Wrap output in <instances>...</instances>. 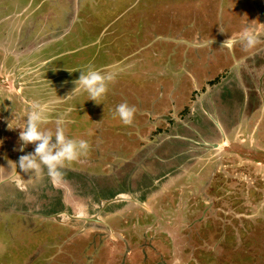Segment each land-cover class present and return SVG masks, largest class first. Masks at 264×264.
Here are the masks:
<instances>
[{
  "label": "rangeland",
  "instance_id": "obj_1",
  "mask_svg": "<svg viewBox=\"0 0 264 264\" xmlns=\"http://www.w3.org/2000/svg\"><path fill=\"white\" fill-rule=\"evenodd\" d=\"M5 1L20 8L27 4L26 0ZM38 1L41 0H35L32 8L41 4ZM114 1H131L125 6L123 21L132 43L118 57L114 47L113 51L98 53L94 61L95 67L103 64L99 69L118 68L108 95L112 105L108 113L103 110L106 101L101 97L97 102L89 100L87 92L75 95V103L69 101L67 95L75 87V80L68 84L67 75L58 78L68 84L62 86L63 92L58 85L51 89L44 73L38 75L36 60L32 62L27 55L30 57V53L34 55L43 47L47 53L59 48L62 53H56L60 55L58 61L72 64L75 59L73 65L82 66L83 58L89 57L93 47L77 53L70 46L81 45L87 35L93 39L96 27L89 13L105 14ZM205 1L195 12L187 13L182 11L186 3L180 6L177 0H92L88 10L80 7L84 0L81 4L79 0H67L75 4V11H69L61 2L63 9H59L61 5L54 7L57 13L52 12L51 17L62 20L68 14L74 17L79 13L70 27L61 29L62 24L46 17L38 32L32 33L33 42L20 43L21 54L15 60L0 47L3 78L8 84L12 77H18L20 83L13 102L4 94L0 97L2 123L7 120L13 127L9 131L18 128L20 133L19 127L25 125L34 104L47 105L46 115L52 120L42 130L54 133L58 119L64 120L63 125L69 121L81 124H75L74 131L90 145L87 154L82 155L94 162L91 166L86 158V166L95 169L86 173L90 184L95 178L100 181L110 167L121 168L122 183L128 182V189L141 193L145 185L152 186L175 167L179 172L171 183L167 182L174 186L171 191L159 194L164 200L173 197L166 204L159 205L155 195L149 199L150 204L141 206L124 199L114 202L110 211L117 212L113 214H103L98 204L95 209L90 208L86 215L94 217V221L82 231V239L88 243L74 239L66 244L70 229L46 217L59 209L63 223L73 220L76 227L83 226L82 219L69 216H77V212L64 210V189L46 199L29 201L28 208L16 209L19 213L0 207V264H264V0ZM166 3L169 4L165 6ZM43 11L41 7L40 13ZM80 14L86 16L80 19ZM24 15L17 16L16 31L25 28ZM93 19L101 25L98 18ZM246 30L258 37L252 47L239 40ZM67 32L73 37L65 40ZM230 37L237 42L223 46ZM6 49H16L15 44ZM54 53L49 55L55 56ZM144 57L146 61L142 62ZM89 67L92 63L87 62L72 73L67 72L77 79L81 74L78 70ZM186 79L190 81L185 82ZM179 92L185 97H178ZM124 102L137 109L133 122L127 125L116 113L117 106ZM100 106L102 109H98ZM249 111L255 112L249 116L255 134L249 125L237 124ZM87 124L97 125V132L93 127L85 133ZM102 135L106 136L105 142L100 140ZM254 137L260 140L258 147L251 146ZM2 139L5 137L0 136V154L11 159L10 149L4 150ZM166 145L170 150L164 154ZM164 157L173 162H165ZM250 159L259 162L252 164ZM77 162L78 159L66 163L65 169L60 168V185L67 178H74ZM81 169L79 166L76 170ZM48 187L56 190L50 183ZM95 188L99 190L96 184ZM115 189L108 199L121 195L123 189L114 192ZM46 190L42 187V193ZM32 192L37 196L36 188ZM248 192L256 195L251 199L246 196ZM60 200L65 201L62 206ZM79 201L89 207L86 201L90 199ZM162 206L166 208L164 212L158 210ZM154 212L159 216L154 218ZM141 217L146 219L141 222L149 224L138 223Z\"/></svg>",
  "mask_w": 264,
  "mask_h": 264
},
{
  "label": "flooded vegetation",
  "instance_id": "obj_2",
  "mask_svg": "<svg viewBox=\"0 0 264 264\" xmlns=\"http://www.w3.org/2000/svg\"><path fill=\"white\" fill-rule=\"evenodd\" d=\"M90 1H92V0H84V2H83L84 4H82V6L80 5V7L84 6L86 8V10H88L89 7H91V5H92ZM201 1L202 2H200V0H177V4L181 6V5H183V3L184 4L186 3V7L182 8L183 9L182 11H186L187 13H190V10H192V12H195L201 3H202L201 5H204V3H206L205 0H201ZM26 2H27V4L36 3L35 0L33 2H32V0H26ZM61 2H62V5H64V3H65V7H67L69 11H70V8H72L74 10L75 4L71 3V2L68 3L67 0H41V1H38L37 3H41V4L39 6H35L34 8H32V6H31L29 14L24 15L25 16V18H24L25 19V22H24L25 28L23 29V31H20V30L16 31V28H15L16 22L18 21L16 19L19 18L17 16H20V14L17 13L19 7L16 5V3L7 5L5 0H3V3L0 2V47L3 48L7 53H9V55H11L12 58L15 60V59H17L19 54H21V53H19V49H18L19 45H21L20 43L22 41L24 43L33 42V40H34L33 35L34 34H32V33L34 31L36 33L38 32L39 27L41 25L43 26V22L46 20V17H50L52 22L57 21L56 23L62 24L61 29L63 28V26L65 28L70 27L71 21L74 19H75L74 21H76L78 19L79 13H76L74 17H73V14H68L67 16H65V19L60 20V18H58L56 20H52L51 15H53V13H57L56 10L53 11V8L56 6L59 7V5H61ZM130 2L131 1H124V2L120 1L117 3L114 1V3H111L109 5L108 11H106V12H109L108 14L105 12V14H100L97 16L96 13H93V14L89 13L90 14L89 17L92 19V21H94V24L96 27V35L93 36V39L87 38L89 36V35H87L85 38H82V41H81L82 44L81 45L77 44V45H74V47L70 46V47H72L71 49H73V51L77 52V53L85 52L88 49H90L91 47H93L90 54H87V55H89V57L83 58L84 62L82 63V66L81 65H73L75 63V59L71 60L72 64L71 63L70 64H63L62 62L58 61L57 58L60 57V55H57L56 53H62L61 49H59V48H55V50H54L55 56H52V55L50 56L49 54L53 53L54 51L47 53V51L45 50L46 47H43V49L38 50L34 55L30 53V57H29V55H27L28 58H30L32 60V62H34L36 60V62H35L36 68L35 69H37L40 73L38 75H42L44 73L43 75H44V77L46 76V79L48 80V83H49V86L51 87V89H53V87H54V89L57 88V85H58V87L62 88V86H64V88H65L66 86H68V84L71 85L73 80H76L75 79L76 77L72 76V74H68L67 70L70 73H72V71L76 70L77 67L81 68V67L85 66L87 62L92 63V67H95L94 61L97 59L98 53H100L102 55V51H104V52L110 51L111 49L113 51V48L115 47L116 51H118L117 52V57H118L121 54H123V52H125V50H127L129 48V45L132 43V39L129 38V30L127 28H125L126 26L124 25V21H123V14L125 12V6L127 8V4H129ZM79 3L81 4V0H79ZM168 4L169 3H166L165 6H167ZM41 5L45 6V8H46L42 13H40L41 7H42ZM62 5L59 7V9L62 8ZM81 9L82 8H80V10ZM178 13L179 12H177V15H178ZM85 16L86 15L80 14L79 18L81 19ZM93 16L98 18L101 21V25L97 24V22L93 19ZM22 18H23V16H22ZM85 21H86V19H85ZM69 32H67V34H66L67 36L64 37L65 40L69 39L70 37H73L70 34H68ZM39 36H40V34H39ZM13 43L15 44L16 49H13L10 51L7 50L6 49L7 45L13 44ZM104 44H105V47L103 46ZM22 51L23 50L21 49L20 52H22ZM158 52L159 51L157 50V54H158ZM112 60H113L112 63L113 62L116 63L114 61V59H112ZM145 61H146V58L144 57L142 62H145ZM108 64L109 63L107 60L104 64L105 67L108 66ZM110 64H111V62H110ZM101 66H103V64L100 65V67ZM100 67H95V68L99 69ZM138 68H139V66H138ZM246 69L248 71L251 70V68L249 70L248 67H246ZM66 75L69 77L67 85L64 82L63 78L58 79L59 77L66 76ZM251 76L253 79V73L251 74ZM0 77H2V78L4 77L3 71H0ZM218 77H219V75H218ZM17 78L12 77L8 84L6 83L8 81H6L5 78H3V79L0 78V97L2 96V94H4L6 97H9V100H11L13 102V99L18 94L16 92L20 87V83H19ZM56 79H58V80L54 81ZM61 81L64 83H62ZM184 81L186 82V81H190V80L186 79ZM111 83L108 86V92L104 96L101 97V99L103 101H106L105 102L106 105H103V110H106V111L107 110L111 111V107H112L111 102L108 101V98L110 97L108 95L113 90V86H111ZM64 88L60 89L61 92H63ZM71 91L72 90L70 89V92ZM182 94H184V93L179 92L178 97H180ZM74 97L75 96L69 97V98H71V99H69V101H72L74 99ZM183 97H185V94L183 95ZM21 101L23 103V101H25V100L23 99ZM72 102H74V101H72ZM91 102H94V101H91ZM108 103H110V104H108ZM22 106H23V104H22ZM80 108H82V107H80ZM98 109H102V106H100ZM74 111H76V110H74ZM110 111H107V112L109 113ZM3 113H4V111L2 110L1 105H0V136L5 137L4 140L2 139V142L5 143V146H6L4 150H6L7 148L10 149L8 151V155H12V158L11 159H5V157H3L0 154L1 155L0 156V207L1 208H8V209H11L12 211L18 209V207L24 208L25 206H27V208H28L29 207V201H31V200L33 201L34 199L39 200L41 198L46 199L47 196H50V194H51V196H53L54 195L53 192H56L57 190L59 191L60 188L64 189L63 190L64 193L62 191V193H63L62 195L66 196V200H67V202H65L63 200L66 204L64 207V210L68 209L71 212H77L76 217H78L79 219H82L84 221L83 222L84 224H82L83 226L80 228H79V226L76 227L73 223H71V221H73V220H69V223H63V222L55 221L56 223H59L60 225H63V226L68 227L70 229V233L68 234L70 236L67 237V240H65L66 244L72 242L74 239L81 240L83 238L82 237L83 236L82 231H83V229H85L84 226L85 225L87 226V224L92 222V221H86V218H91V217H87L86 214H89L91 209H95L97 204L101 206L100 212L104 211L103 214H108V212H110L109 214H111V213L113 214V213L117 212V211H110V209L112 208L110 206L114 205V202H117V203L121 202V200L112 201L114 198H117V196L114 197L113 199L112 198L108 199V197L113 196L110 194L113 192L114 187L116 188L114 192H116V190L119 188L123 189V191L119 192V194H122L124 196V201H126L127 203L128 202L132 203L133 205L140 204V206H141L142 203H147V204L149 203L150 204L149 199L153 198L155 195H156L155 197L158 198L156 201L160 202L159 205L166 204L167 201L172 200L173 197L171 198V200H164L163 197L159 198V194L163 195L164 193H169L171 191V188L174 187L170 183H171V180L173 181V177L175 175H177V173H179L177 167H175V171H172V172L169 171L164 176H162L159 180H155L154 184L152 186H149V185L146 186L145 185V187L142 188L141 193L138 191V189L137 190L128 189L127 188L128 182H127V184L122 183L121 178H120V174L122 173L123 170L121 168L115 169V168L110 167V171L105 173L103 175L104 177H102L100 181H98L95 178L94 183H91L92 184L91 185L89 183V181H86V179H85L86 175H87L86 173L87 172L90 173L91 170L94 172L95 169H91V168H88V166H86L88 161L86 160L87 157H85V156H80L78 158V162L75 165L74 172H73L74 178H72V179L67 178V181H65L63 185H60L61 182L59 179L60 178L59 175H56V176L50 175L46 166H42V169H41L39 175L34 174V170L29 171V172H24L19 167V159L22 155L34 152V149H35L34 146L35 145L34 144H28V146H25L24 151L21 152L19 149H20L21 145L23 144V142L19 138L20 133L18 132V128L13 129L14 131L11 130L12 131V134H11V131H9V128H10L9 122H7V120H5V123H2L3 120L1 119V117H3L2 116ZM77 113H79V110ZM77 113L74 114V117ZM254 113H255L254 111L253 112L249 111L248 116L245 115L237 123L239 127H244V125H249L248 128L251 130L250 132L252 134H255L254 133L255 130H254V127L250 126V124H249V120L252 121L251 117H249V116L254 115ZM51 120L52 119H48V121H51ZM48 121H47V123H48ZM47 123H43L41 125V128H45L48 125ZM75 124L77 126L81 125V124H78V121L77 122L69 121L67 123V125H63V127L65 130V135L68 134L73 139L79 140L81 137V134L75 133V131H74V125ZM93 127L95 128V131H96L97 125H93V124L88 125L87 124L85 126V128H83V131L85 133H89L90 132L89 129L93 128ZM252 129H253V131H252ZM68 131H69V133H68ZM95 131H94V133H95ZM261 132L264 133V129H262ZM78 134L80 137L78 136ZM105 137H103V135H102L100 140L106 141ZM93 138H94V136H93ZM178 138L182 139V140L185 139V137H178ZM84 140H87V139L84 137ZM131 140L133 141V138H131ZM253 140L254 141L251 143V146L253 145V147L254 146L258 147V145L261 144L260 140H258L257 137H254ZM187 141H188V139H187ZM134 150H132V151L130 150V151L133 152ZM168 150H170V148H169V146L166 145L163 149L164 154H167ZM131 152L129 153V155H131ZM87 159H89V158H87ZM159 159H161V158H159ZM92 160L93 159H89L90 165H91V163H94V162H92ZM164 160H166L165 162H173L172 161L173 159L168 160L167 157H164ZM12 161L17 163V167L13 164ZM250 162H252V164H254V163L258 164L259 161H255V159H250ZM119 165H123V164H119ZM71 166H73V165H71ZM79 166L82 167V169L76 170ZM44 167H45V170H44ZM63 169H65L64 166L61 168V170H63ZM58 171H59V173H61L60 169ZM75 171H76V173H75ZM77 174L79 176H77ZM76 177H78V178H76ZM68 180L70 182H68ZM168 181H170L169 184H167ZM48 183H50L52 186L54 185L56 190H54V189L52 190L51 187L49 188ZM95 184L98 186L99 190H97V188H95ZM169 185H171V186L169 187ZM42 187L43 188L47 187V190L45 193H42ZM32 188H36V190H37L36 195L37 196H35V195L33 196ZM96 190H97V192L99 191L98 194H96ZM40 194H41V196H39ZM255 195H256L255 193H252V194L249 193V195H246V196H248V197L251 196L250 198L252 199ZM94 196L96 197V199L93 198ZM103 197H106L108 200L106 198H103ZM79 199H86V200L90 199V201H86V203L89 205V207L85 206V204L83 202L79 201ZM63 201H61V200L59 201L61 206H62ZM105 203L107 205H105ZM142 207H144V206H142ZM103 208H105V210ZM165 209L166 208L164 206H162L158 210L164 212ZM58 211L60 212L61 210L58 209L52 213H57ZM17 213H19V210L17 211ZM38 213L41 214L42 212H38ZM154 213H155L153 215L154 218L159 216L157 214L158 212H154ZM45 214H46V212H45ZM45 214H41V215L45 216ZM92 218L94 219V217H92ZM95 218H97V215L95 216ZM141 220H143V222H146V219L144 217L139 218V220H137V222L139 223V222H141ZM143 222H141L142 225L149 224V223H143ZM138 223H136L135 226H138ZM153 223L155 224V223H157V221L155 220ZM261 229H262V227H259L260 231H261ZM85 240L82 239L81 241H85ZM251 241H252V244L256 243L254 240H251ZM85 242L88 243L87 240ZM104 248H106V247H104ZM96 253L97 252H94V256Z\"/></svg>",
  "mask_w": 264,
  "mask_h": 264
},
{
  "label": "clouds",
  "instance_id": "obj_3",
  "mask_svg": "<svg viewBox=\"0 0 264 264\" xmlns=\"http://www.w3.org/2000/svg\"><path fill=\"white\" fill-rule=\"evenodd\" d=\"M239 40L244 42L246 46L252 47L258 42V37L251 30H246ZM236 42L230 37L223 46L230 47ZM78 71L81 74L74 81L75 87L67 97L75 96L83 91L88 93L89 100L96 102L108 92L109 84L114 81L118 74L117 66L108 69L89 67L87 70ZM46 109L47 105L34 104L33 110L27 115L25 125L22 128L19 127L21 129L19 138L23 142L19 150L23 152L28 144L35 145L34 152L20 157L19 167L24 172L34 170V174L39 175L42 166H46L49 174L56 176L59 174L58 170L66 163H71L80 156L86 155L90 145L87 140L67 137L63 127V119L56 121L57 127L54 133L51 130H42L41 125L48 121ZM136 111L135 106L129 105L127 102L119 104L116 108V113L126 125L133 122ZM9 127L13 128L10 123ZM12 162L17 167V163Z\"/></svg>",
  "mask_w": 264,
  "mask_h": 264
},
{
  "label": "water",
  "instance_id": "obj_4",
  "mask_svg": "<svg viewBox=\"0 0 264 264\" xmlns=\"http://www.w3.org/2000/svg\"><path fill=\"white\" fill-rule=\"evenodd\" d=\"M217 125H219L220 127H221V125H220V123L219 122H217ZM224 135V139L227 137L226 136V134L224 133L223 134ZM121 199H124V196L121 194V195H119L117 198H115V199H113L112 201H119V200H121ZM108 203V202H107ZM106 204V203H105ZM69 216L70 217H72V218H78V217H76V216H73V215H71V214H69ZM46 217L47 218H53V219H55V220H57V221H59V222H62L63 220V218H62V214H59V213H55V214H51V215H46ZM94 219L93 218H86V221H93Z\"/></svg>",
  "mask_w": 264,
  "mask_h": 264
},
{
  "label": "crops",
  "instance_id": "obj_5",
  "mask_svg": "<svg viewBox=\"0 0 264 264\" xmlns=\"http://www.w3.org/2000/svg\"><path fill=\"white\" fill-rule=\"evenodd\" d=\"M31 6H33V3L31 4H25L24 6H22L21 8L19 7L17 13L21 14L20 16L22 17L23 14H29ZM44 7V10L46 9L45 6H42V8ZM36 10V9H35ZM54 10V8H53ZM17 20V19H16Z\"/></svg>",
  "mask_w": 264,
  "mask_h": 264
},
{
  "label": "bare ground",
  "instance_id": "obj_6",
  "mask_svg": "<svg viewBox=\"0 0 264 264\" xmlns=\"http://www.w3.org/2000/svg\"><path fill=\"white\" fill-rule=\"evenodd\" d=\"M227 140V137L224 139V141H226Z\"/></svg>",
  "mask_w": 264,
  "mask_h": 264
}]
</instances>
